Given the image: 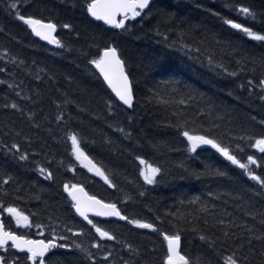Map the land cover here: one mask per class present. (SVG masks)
Returning a JSON list of instances; mask_svg holds the SVG:
<instances>
[{
    "label": "trees",
    "instance_id": "obj_1",
    "mask_svg": "<svg viewBox=\"0 0 264 264\" xmlns=\"http://www.w3.org/2000/svg\"><path fill=\"white\" fill-rule=\"evenodd\" d=\"M24 2L32 6L22 8L23 14L51 18L58 24L57 37L67 43H74L76 47H89L90 44L102 46L110 38L116 39L130 66L132 77L137 81V107L131 125L127 120L129 113L119 109L114 118H107L105 101L108 99L115 101V98L100 78L84 72V59L76 58L75 54L56 55L59 49L55 46L49 47L34 38L22 22L8 15L5 8L6 0H0V54L8 49L12 54L19 55L29 63L35 60L39 66L48 69L49 75L55 74V82L48 81L45 76L44 83H41L23 71L13 70L16 82L23 80L21 88L24 93L32 95L37 89L39 90L40 102L36 104L16 97L6 85L0 84V168L18 175L26 190V194L21 199H16L13 195L3 196L0 193V200L6 205L12 204L18 207L25 214L36 213L32 217L34 222L47 223L48 212L55 215V209H60L67 213L68 205L65 203L66 194L62 190L63 183H80L89 194H94L106 202H116L125 214L152 222L168 233L176 229L168 223L172 217L166 216L165 213L186 214L192 211L197 206L187 204L186 201L193 196H201L204 199L209 190L231 189L257 206L264 203V197L255 194L258 187L255 182L248 180L241 169L224 160L214 149L201 146L197 149V153L188 152L187 141L176 129L166 126L163 109L157 108L148 92L149 88L158 83L179 81L181 87L189 86L196 92L204 93L221 109L230 111L234 117L232 125L234 136L246 132L255 135L264 132V128L259 123L264 120V103L258 99L259 89L254 87L264 72L261 63V58H264V42L250 40L238 30L224 25L221 19L231 18L252 27L254 31H264V0H157L154 2L151 15L143 20L137 18L136 21L131 22V31L127 34H121L120 30L109 29L99 22H90L83 12V0H75V7L72 0H67L65 3L61 0H36V2L24 0ZM231 5L251 7L257 13L255 20L238 13ZM160 10L171 15L170 22L160 23ZM215 12H219L220 16L213 15ZM65 22L71 23L79 31L78 41L75 40L74 33L60 27ZM188 27L195 28L193 32L195 36L215 35L219 39L231 42L240 55L227 56L224 63L229 67V71H237V76H227L210 70L195 58L197 55L195 52L189 54L192 57L189 58V55L180 49L179 43H175L179 39L177 34L179 29ZM157 30L162 35H157ZM95 52L96 48L91 47L90 54ZM244 55L249 58V62L243 70H240L236 60ZM5 59H0V67L4 66ZM252 59H255V65L251 63ZM8 67L12 68L10 64ZM65 76L71 79L66 80ZM6 78H8L7 73H0V80ZM249 80L253 81V85L248 84ZM61 92L67 93L69 99L78 101L87 111L80 112L75 105H70L66 110L65 123L58 127L54 117L60 109L53 104V100L58 102L62 100L64 97L61 96ZM5 95L9 102H18L26 112L30 109L35 110L36 119L41 126L33 127L26 116L11 109L5 112L2 108ZM33 99L37 97L33 96ZM188 112L190 115H195L196 108L191 107ZM252 117H255V120H252ZM109 124H112L113 128H110ZM117 124L132 131L134 140H125L120 133L114 131ZM207 126L208 118H197L189 125L190 128ZM68 130L78 131L86 139L87 142L83 143L82 147L91 157L97 162H102L106 168L119 173L114 177L118 189L108 188L104 182L91 176L74 160L71 156L70 142H66L64 138V132ZM16 131L21 135L16 136L14 134ZM106 138H110L114 143L106 144ZM147 140L159 141L163 146L159 151H154L145 143ZM12 142L19 143L21 151H28L27 162L17 163L5 155L3 145ZM236 143H242L244 147L243 152L236 151L237 156L246 162L247 156L253 155L262 166L250 165V167L258 175L264 176V154L251 148L246 142L238 140L232 142L234 149ZM136 154L165 169L163 176L158 177L159 183L155 185L143 183L138 175V162L133 159V155ZM60 161H63V167H58ZM37 163L51 168L56 176L55 181H45L40 177L34 170ZM70 164L75 166L74 172L67 170ZM205 164L227 171L231 179L209 182L205 179H197L191 174L193 171L202 170ZM6 187L11 192L13 186ZM140 191H145V196H139ZM126 197L131 199L126 200ZM181 201L185 203L182 204ZM235 203L240 201H230L232 205ZM45 205L48 206L47 211ZM220 207L225 206L220 204ZM229 210L233 209L229 207ZM157 216L162 217L163 222L157 220ZM69 218L71 219V216ZM10 221V217H4L6 226H12ZM76 222L82 223L78 217ZM96 222L115 231L121 239L139 247L150 264H160L166 245L158 232L138 229L124 221ZM180 227L183 228L181 236L184 252L195 256L207 251L206 246L195 233L182 224ZM31 234L33 237L34 232ZM47 234L46 230L45 235ZM92 238L94 233L86 237L84 242L87 243ZM107 243L110 246L114 245V242ZM114 246L119 248V245ZM256 259L258 261L259 257Z\"/></svg>",
    "mask_w": 264,
    "mask_h": 264
},
{
    "label": "snow or ice",
    "instance_id": "obj_2",
    "mask_svg": "<svg viewBox=\"0 0 264 264\" xmlns=\"http://www.w3.org/2000/svg\"><path fill=\"white\" fill-rule=\"evenodd\" d=\"M61 2L65 3L67 0H61ZM72 3L75 7V0H72ZM30 6L32 5H26L24 0H6L5 3L8 15L22 22L30 30L31 35L60 50L55 53L56 55L75 54L76 58H83L84 72L90 76L102 78V82L114 94L115 101L112 99L105 101L107 118H114L119 109L124 113H129L127 120L131 125L134 122L137 107V81L132 77L130 66L116 39L110 38L102 46L90 44L89 47H76L74 43H67L55 35L58 24L51 18L45 19L23 14L22 8ZM153 6L154 0H83V12L90 22L102 21L103 25L108 26L109 29L120 30L121 34L130 33L131 22L136 21L137 18L143 20L150 16ZM231 7L253 20L257 16L256 11L249 6L231 5ZM160 14V23L171 21L170 14L163 10H160ZM213 15L219 17L220 13L215 12ZM221 19L224 25L238 30L250 40L264 42V31H254L252 27L238 23L231 18L222 17ZM60 27L74 33L75 40H79L80 33L71 23L65 22ZM194 31V27L179 29L177 33L179 39L175 43H179L180 49L186 55L195 52L197 54L195 58L214 72L232 77L237 76V71H229V67L224 63L225 57L240 55L236 47L231 42L219 39L215 35L195 36ZM157 35H162V33L157 30ZM91 47L96 48L95 54H90ZM4 58H6L5 64L0 67V73H7L8 78L0 80V84L6 85L16 97L22 100L31 101L34 104L39 103V90L37 89L32 95L24 93L21 88L23 80L16 82L13 70L23 71L41 83H44L45 76L48 81L55 82V74L49 75L48 69L39 66L35 60L29 63L19 55L12 54L8 49L0 54V59ZM189 58H192L191 55ZM248 62L249 58L246 55L236 60V64L240 65V70H243ZM251 63L255 65V59H252ZM261 63L264 66V58H261ZM9 64L12 66L11 69L8 67ZM65 79L70 80L71 78L65 76ZM248 84L253 85V81L249 80ZM254 87L259 89L258 99L264 103V72ZM148 92L157 108L163 109L166 126L176 129L178 134L187 141L188 152L197 153V149L201 146L214 149L224 160L241 169L248 180L255 182L258 186L255 194L264 197V176L258 175L250 167V165L261 167L262 164L258 163L253 155H248L246 162L242 161L236 154V151H244L242 143H236L235 149L232 146L233 140H238L246 142L248 146L264 154V132L259 135L246 132L243 135L234 136L232 129L234 117L231 112L221 109L211 97H207L204 93L196 92L189 86L181 87L179 81L158 83L149 88ZM33 96L37 99H33ZM61 96L64 98L59 102L53 100V104L60 109L54 117L58 127L65 123L66 110L70 105H75L80 112L87 111L78 101L69 99L67 93L61 92ZM191 107L196 108L195 115L189 114L188 109ZM2 108L5 112L11 109L26 116L35 128L41 126L36 119L35 110L30 109L26 112L18 102H9L7 95L4 97ZM197 118H208V126L190 128V123H194ZM251 119L255 120V117ZM259 123L264 128V120ZM108 126L113 128L112 124ZM114 131L120 133L125 140H134L132 131L118 124L114 127ZM14 134L21 135L19 131ZM64 138L66 142H70L71 156L80 167L99 177L108 188L118 189L114 177L119 173L106 168L102 162H97L85 151L82 144L87 141L78 131H65ZM105 143L112 145L114 141L106 138ZM145 143L154 151H159L163 146L159 141L147 140ZM3 148L5 155L17 163L29 160L28 151H21V146L17 142L4 144ZM133 159L138 162V175L145 185L159 183L158 177L165 173L162 166L154 165L138 154L133 155ZM63 166V161H60L58 167ZM34 170L45 181L53 182L56 179L53 170L42 164L37 163ZM67 170L74 172L75 166L70 164ZM191 174L197 179H205L209 182L231 179L227 171L209 164H205L202 170L193 171ZM128 182L133 183V181ZM9 185L13 186L11 192L6 187ZM62 190L66 194L67 213L60 209H55V215L48 212L47 223L34 222L32 217L36 213L25 214L18 207L12 204L6 205L3 200H0V217L6 213L15 225L14 227L6 226L4 220L0 218V264H150L139 247L121 239L115 231L97 223L92 216L116 218L135 228L158 232L166 245L160 264H264V203L257 206L231 189L209 190L204 199L201 196L190 197L186 203L197 207L186 214L165 213L166 216L172 217L168 221L176 229L172 233L162 231L152 222L125 214L116 202H106L94 194H89L80 183H63ZM0 193L3 196L13 195L16 199H21L26 194V190L18 175L0 168ZM145 194V191L138 193L141 197ZM36 198L39 199V197ZM128 199L131 197H126V200ZM230 201H240V203L232 205ZM220 204L225 207H220ZM229 207L233 210H229ZM47 209L48 206L45 205V210ZM76 217H79L82 223L76 222ZM156 219L163 222L160 216ZM181 224L198 236V239L206 246V252L192 256L183 251ZM32 229L36 230V236L39 238H32ZM46 230L47 235H45ZM93 233L94 238L85 243V238ZM107 242H114V245H119V248L114 245L110 246ZM257 257H259L258 261Z\"/></svg>",
    "mask_w": 264,
    "mask_h": 264
},
{
    "label": "water",
    "instance_id": "obj_3",
    "mask_svg": "<svg viewBox=\"0 0 264 264\" xmlns=\"http://www.w3.org/2000/svg\"><path fill=\"white\" fill-rule=\"evenodd\" d=\"M155 1H157V0H154V2ZM95 22H99V23H102L103 24V22L102 21H95ZM108 27V26H107ZM55 35H56V33H55ZM35 37V36H34ZM37 40H39V38L38 37H35ZM40 41V40H39ZM40 42H42V43H44V44H46V45H48L47 44V42H45V41H40ZM48 46H50V47H53L54 45H48ZM101 80H102V78H100ZM105 86H106V88H107V85L106 84H104ZM108 89V88H107ZM109 90V92L111 93V90L110 89H108ZM111 95L114 97V94L113 93H111ZM115 98V97H114ZM91 175H93L94 177H96V178H99V177H97V176H95L93 173H90ZM100 179V178H99ZM90 216H91V214H90ZM1 218V217H0ZM92 218H94V219H98V220H108V219H115V220H117L116 218H104V217H94V216H92Z\"/></svg>",
    "mask_w": 264,
    "mask_h": 264
},
{
    "label": "flooded vegetation",
    "instance_id": "obj_4",
    "mask_svg": "<svg viewBox=\"0 0 264 264\" xmlns=\"http://www.w3.org/2000/svg\"><path fill=\"white\" fill-rule=\"evenodd\" d=\"M32 232V231H31Z\"/></svg>",
    "mask_w": 264,
    "mask_h": 264
}]
</instances>
